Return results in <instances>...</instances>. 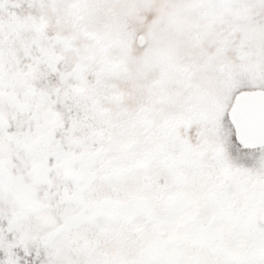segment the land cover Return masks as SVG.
Returning a JSON list of instances; mask_svg holds the SVG:
<instances>
[{"label": "snow or ice", "instance_id": "obj_1", "mask_svg": "<svg viewBox=\"0 0 264 264\" xmlns=\"http://www.w3.org/2000/svg\"><path fill=\"white\" fill-rule=\"evenodd\" d=\"M0 264H264V0H0Z\"/></svg>", "mask_w": 264, "mask_h": 264}]
</instances>
